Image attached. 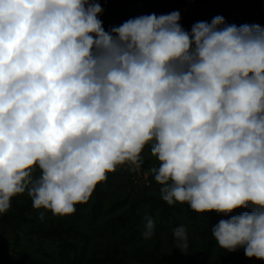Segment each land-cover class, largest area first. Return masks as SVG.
<instances>
[{"label":"clouds","instance_id":"clouds-1","mask_svg":"<svg viewBox=\"0 0 264 264\" xmlns=\"http://www.w3.org/2000/svg\"><path fill=\"white\" fill-rule=\"evenodd\" d=\"M102 13L94 0H0V214L27 191L71 215L150 145L169 205L253 206L212 236L264 260V27L217 16L189 32L173 11L105 31ZM154 228L146 216L145 239ZM173 234L186 249L185 227Z\"/></svg>","mask_w":264,"mask_h":264},{"label":"trees","instance_id":"trees-1","mask_svg":"<svg viewBox=\"0 0 264 264\" xmlns=\"http://www.w3.org/2000/svg\"><path fill=\"white\" fill-rule=\"evenodd\" d=\"M94 2L103 9L98 18L105 31L139 16L173 11L181 14V26L189 32L195 23H210L217 16L237 27H264V0H194L192 19L188 0H171L174 10L167 4L161 6V0ZM141 158L143 164L137 171L126 164L108 173L88 202L76 205V211L68 216L34 208L27 191L14 197L10 210L0 214V264H264V260L247 257L242 248L226 251L212 236L220 220L251 212L253 206L224 214L197 213L186 203L169 205L150 172L159 166L150 145ZM39 176L37 168L32 178ZM146 216L155 223L150 239L143 236ZM181 225L187 232L188 247L183 259L176 262L181 249L173 233Z\"/></svg>","mask_w":264,"mask_h":264},{"label":"rangeland","instance_id":"rangeland-1","mask_svg":"<svg viewBox=\"0 0 264 264\" xmlns=\"http://www.w3.org/2000/svg\"><path fill=\"white\" fill-rule=\"evenodd\" d=\"M216 0H211V3L212 2H215ZM160 4H161V6H163L164 4H167L168 5V7L170 8V10H174L175 9V6H174V4L171 2V0H161V2H160ZM211 23V22H210ZM185 256V251L184 250H180L178 253H177V255H176V262L179 260V257L181 258V259H183V256Z\"/></svg>","mask_w":264,"mask_h":264},{"label":"built area","instance_id":"built-area-1","mask_svg":"<svg viewBox=\"0 0 264 264\" xmlns=\"http://www.w3.org/2000/svg\"><path fill=\"white\" fill-rule=\"evenodd\" d=\"M189 1V3H188V5H187V8L189 9V16H190V18L192 19V16H193V13H194V6H195V4H194V0H188Z\"/></svg>","mask_w":264,"mask_h":264}]
</instances>
